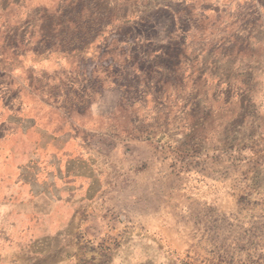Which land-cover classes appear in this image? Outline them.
Wrapping results in <instances>:
<instances>
[{
	"label": "rangeland",
	"instance_id": "1",
	"mask_svg": "<svg viewBox=\"0 0 264 264\" xmlns=\"http://www.w3.org/2000/svg\"><path fill=\"white\" fill-rule=\"evenodd\" d=\"M12 123L80 131L83 164L87 146L108 153L138 207L172 222L29 220L1 141L0 264H137L140 246L264 264V0H0L4 138Z\"/></svg>",
	"mask_w": 264,
	"mask_h": 264
},
{
	"label": "crops",
	"instance_id": "2",
	"mask_svg": "<svg viewBox=\"0 0 264 264\" xmlns=\"http://www.w3.org/2000/svg\"><path fill=\"white\" fill-rule=\"evenodd\" d=\"M10 126L7 138L3 137L6 132L0 128L3 135H0V142H9V163L17 172L6 173L1 178L7 180L10 186L25 185L17 198L21 201L25 196L26 209L28 207L26 217L29 220H56L62 226L75 227L79 234L83 232V226L110 225L122 212H133L136 220L133 225H163L168 218L171 225L172 208L168 214L165 210L147 213L138 207L133 194L120 186L124 175L121 164L117 162L116 165L108 153L92 151V146H87V159L83 164L80 131L77 140L74 136L66 140L58 129L45 131L32 124L21 123ZM37 156L42 159L37 161ZM39 164L46 171L44 175H36L35 169ZM23 168L27 171L26 175L21 173ZM30 169L34 170L31 172ZM39 184L42 189L36 188ZM127 255L129 260L136 258L137 264L171 263V257L160 248H129Z\"/></svg>",
	"mask_w": 264,
	"mask_h": 264
}]
</instances>
